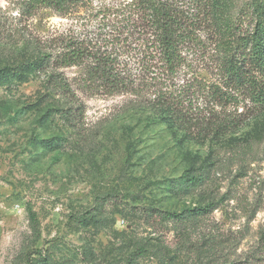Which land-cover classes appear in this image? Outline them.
I'll list each match as a JSON object with an SVG mask.
<instances>
[{"label":"rangeland","instance_id":"374dc122","mask_svg":"<svg viewBox=\"0 0 264 264\" xmlns=\"http://www.w3.org/2000/svg\"><path fill=\"white\" fill-rule=\"evenodd\" d=\"M127 1L85 0L60 16L27 0H0V68L68 46L116 48L108 35ZM177 1L193 10L189 0ZM232 1L235 10L250 2ZM129 51L135 93L89 89L86 70L76 66L0 86V264H248L260 252L264 134L252 130L263 113L242 97L217 106L211 86L196 83L218 80L206 70L211 51L191 53L190 68L169 81L161 68L140 69ZM53 75L70 85L71 102L49 95ZM163 97L195 133L212 111L237 127L197 139L160 120ZM70 103L75 117H67ZM49 110L54 117L44 120ZM58 137L63 148L42 143ZM202 167L201 185L182 182ZM199 208L208 211L183 221L165 216Z\"/></svg>","mask_w":264,"mask_h":264},{"label":"trees","instance_id":"16d2710c","mask_svg":"<svg viewBox=\"0 0 264 264\" xmlns=\"http://www.w3.org/2000/svg\"><path fill=\"white\" fill-rule=\"evenodd\" d=\"M27 1L33 10L47 8L60 16H66L85 0ZM249 1L235 10L232 0H189L193 9L190 10L177 0H128L125 10L120 14L121 20L113 25V32L108 35V38L112 36L117 40L116 48L107 49L104 46L105 50L100 52L90 47L68 46L55 57L41 52L32 61L17 67L0 68V86L28 82L32 74L51 66L55 69L76 66L86 70L82 82L89 89H104L109 94L135 93L137 78L128 69L126 50L132 52L140 69L161 68L168 81L176 79L190 68L188 60L191 53L197 50L206 53L207 50L211 52L206 70L216 73L218 80L209 83L197 79L196 83L211 86L213 90L209 93L212 102L223 106L236 103L242 97L253 103L264 117V0ZM201 32L206 33V43L202 40ZM49 84V95L60 94L71 102L73 92L67 82L53 75ZM223 89L233 90L234 94L225 93ZM162 100L161 106L156 107L160 120L168 127L178 126L197 139L221 138L237 127L233 121L212 111L209 116L211 122L196 127L198 132L195 133L183 120L182 111L176 108L175 101L167 97ZM72 110L71 104L67 109V117H75ZM50 112L45 113L44 120L54 117ZM254 122L253 134L263 135L264 118L255 119ZM42 143L52 150L66 145L60 137ZM251 147L248 142L246 148ZM204 169L206 167L190 169L182 176V182L190 187L201 185L204 182L201 175ZM199 211H189L187 216L185 213H166L165 216L167 219L183 221L193 214L203 215L208 210L199 208ZM260 245V252L255 253L248 264H264V232Z\"/></svg>","mask_w":264,"mask_h":264},{"label":"built area","instance_id":"2783aa9c","mask_svg":"<svg viewBox=\"0 0 264 264\" xmlns=\"http://www.w3.org/2000/svg\"><path fill=\"white\" fill-rule=\"evenodd\" d=\"M124 223V222H123Z\"/></svg>","mask_w":264,"mask_h":264}]
</instances>
